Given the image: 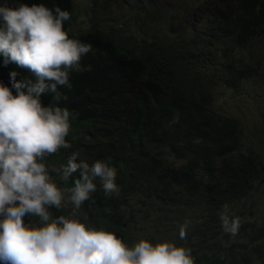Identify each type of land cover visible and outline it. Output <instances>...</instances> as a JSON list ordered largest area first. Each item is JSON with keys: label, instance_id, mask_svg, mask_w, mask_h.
Instances as JSON below:
<instances>
[{"label": "trees", "instance_id": "16d2710c", "mask_svg": "<svg viewBox=\"0 0 264 264\" xmlns=\"http://www.w3.org/2000/svg\"><path fill=\"white\" fill-rule=\"evenodd\" d=\"M22 3L68 11V37L92 46L80 70L70 71L71 87L58 86L59 101L40 97L42 106L70 113L71 147L45 158L49 174L69 199L79 172L65 181L56 170L73 153L116 170L117 192L105 195L97 178L78 210L49 208L52 217L114 233L129 247L141 239L155 245L154 237L174 241L191 250L194 264H264V201H253L248 222L231 209L264 183V148L244 147L241 122L213 99L219 80L236 85L254 70L239 54L264 45V0H149L148 8L133 3L125 20L118 0H92L87 27L77 30L73 0H0V7ZM208 50L218 59L212 65ZM26 80L35 76L0 53V85L16 95L13 83ZM224 205L240 219L235 236L223 231ZM24 223L43 226L35 216Z\"/></svg>", "mask_w": 264, "mask_h": 264}, {"label": "clouds", "instance_id": "9594fccd", "mask_svg": "<svg viewBox=\"0 0 264 264\" xmlns=\"http://www.w3.org/2000/svg\"><path fill=\"white\" fill-rule=\"evenodd\" d=\"M69 19L68 11L44 4L0 7V53L35 76V82L13 83L16 95L0 85V264H194L191 250L173 242L141 239L129 247L114 233L52 217L49 208L64 207L65 197L43 161L71 147L65 139L70 113L42 106L40 97L52 93L59 101L58 86L71 87L70 71L80 70L81 57L92 47L68 37ZM11 75L14 80L16 73ZM77 157L73 153L56 170L65 181L79 172L67 201L75 210L96 191L97 178L105 195L118 191L115 168ZM25 216L38 217L43 226L25 225ZM220 220L225 233H238L240 219L229 216L227 205ZM186 229L187 222L179 228L181 240Z\"/></svg>", "mask_w": 264, "mask_h": 264}, {"label": "rangeland", "instance_id": "374dc122", "mask_svg": "<svg viewBox=\"0 0 264 264\" xmlns=\"http://www.w3.org/2000/svg\"><path fill=\"white\" fill-rule=\"evenodd\" d=\"M122 4V11L117 10L118 17L121 16L124 20L128 19L127 10L132 7L133 3L141 7H150L149 0H118ZM92 0H73L74 8L72 12V24L77 29H85L87 27V20L89 11L87 10L91 5ZM168 2V1H167ZM172 2V1H171ZM169 3V2H168ZM173 3V2H172ZM158 6V5H157ZM156 6V7H157ZM175 7V6H174ZM115 13V12H114ZM125 17V18H124ZM185 20V17L182 16ZM221 44V43H220ZM216 47L219 45L217 41ZM264 46V45H263ZM255 46L250 50H243L239 56L250 64L254 70L247 74V78L237 83L236 85H227L223 80H219V85L214 89L213 99L216 109L238 119L243 126V144L244 147H253L262 151L264 148V47ZM211 50L204 55L206 63L212 65L215 60H218ZM218 69L213 73V67L209 69L210 74H214L213 78H217L216 74L222 69V65L217 63ZM264 173V171H263ZM246 202L233 205L231 208L235 213H243L245 220L248 222L250 216L253 214L255 207L253 202L258 199L264 201V183L254 185L250 189ZM68 197H65V207ZM252 205V208H251ZM253 218V217H252ZM154 240L159 242H171L164 238L154 237ZM174 242V241H173Z\"/></svg>", "mask_w": 264, "mask_h": 264}]
</instances>
